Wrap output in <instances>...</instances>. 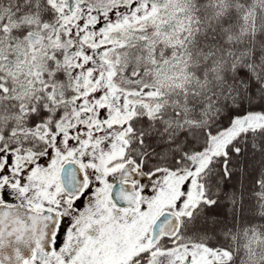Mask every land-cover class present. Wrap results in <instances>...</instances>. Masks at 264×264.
<instances>
[{
	"label": "snow or ice",
	"instance_id": "6c2138e0",
	"mask_svg": "<svg viewBox=\"0 0 264 264\" xmlns=\"http://www.w3.org/2000/svg\"><path fill=\"white\" fill-rule=\"evenodd\" d=\"M0 264H264V0H0Z\"/></svg>",
	"mask_w": 264,
	"mask_h": 264
}]
</instances>
